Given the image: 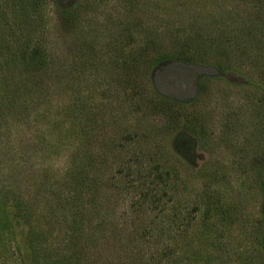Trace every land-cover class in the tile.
I'll return each mask as SVG.
<instances>
[{
    "label": "rangeland",
    "instance_id": "obj_1",
    "mask_svg": "<svg viewBox=\"0 0 264 264\" xmlns=\"http://www.w3.org/2000/svg\"><path fill=\"white\" fill-rule=\"evenodd\" d=\"M42 1L41 25L20 15L16 0H0V83L10 76L0 89V98L4 88L9 95L0 99V181L8 176L22 200L40 195L29 228L41 231L27 237L20 220L24 234L17 230V243L0 264H68L63 242L37 217L45 205L38 187L63 176L69 151L84 139L100 155L106 147V169L110 155L155 153L153 165L139 162L151 173L146 187L165 202L188 206L194 217L176 255L192 248L203 254L201 225L208 229L204 245L220 242L219 263L254 264L264 256V40L240 39L253 15H264V0ZM71 25L72 34L65 28ZM42 26L55 60L50 73H40L39 93L33 87L39 76L23 72L11 54L13 45H36ZM210 35L222 36L220 47ZM66 76L75 79L72 85ZM161 95L175 102L168 117L159 109ZM74 97L80 100L75 133L66 116ZM87 115L94 129L84 138ZM123 137L130 138L123 154L105 146L116 147ZM116 172L113 166L107 173ZM122 200H112L115 218Z\"/></svg>",
    "mask_w": 264,
    "mask_h": 264
},
{
    "label": "trees",
    "instance_id": "obj_2",
    "mask_svg": "<svg viewBox=\"0 0 264 264\" xmlns=\"http://www.w3.org/2000/svg\"><path fill=\"white\" fill-rule=\"evenodd\" d=\"M16 1L17 11L20 12V15L33 22L42 20L41 9H43L44 1ZM27 2L28 9H25L24 4ZM255 14L250 24L241 32L240 39L264 40V15L258 12ZM38 23L42 25V21ZM71 26L65 28L69 29L72 34L73 29L77 28L74 25ZM39 30L36 45L30 48L13 45L11 55L16 59L18 57L23 72L39 76V78L33 77V87L34 90L42 93L39 90V86L42 85L40 73H50L55 59H52L54 53L44 46V42L47 41L44 26ZM261 32L263 35H260ZM218 38L213 35L209 37L210 42L214 43L216 48L220 47L219 42L220 44L223 42L221 35ZM5 41L7 42V40H4V45ZM5 52L7 53L6 50ZM89 53L94 55V49L90 48ZM239 53L243 54L244 49L239 48L237 54L239 55ZM124 67L126 66L123 65ZM55 72L59 73L57 69ZM7 77L1 78L0 89L4 87L2 81ZM67 79V83L70 85L75 80L71 76ZM2 92L3 96L0 99L9 100L5 88ZM77 99L74 97L71 107L66 110L68 112L66 116L70 121L69 130L74 133L77 132L75 131L77 125L74 126L72 121L75 120V111L80 101ZM157 101L160 112L164 113V116L168 117L173 114L171 105L172 107L175 105L174 101H170V98L162 95L157 98ZM46 102L48 104L47 97L44 101L45 106ZM86 112L87 110L84 113ZM50 115L52 114L50 113ZM3 116L0 115L1 122L4 121L5 117ZM85 122L86 125L81 128L84 138L88 135L91 136L94 129L90 115H87ZM126 142H130L129 137H123L116 147H113L112 143L105 144V146L111 152L115 151L113 153L123 154L125 150L128 151ZM35 144H39V140ZM46 146L51 147V144L47 143ZM105 151L106 147L103 149L102 157L100 153L92 151L91 140H82L78 148L73 147L69 151L63 176L47 178L44 180V184L38 187L40 190H43L44 187L45 205L37 217L40 222L43 221L50 225L49 231H55V234L63 242L65 253L69 255L68 264H224L219 263L216 258L220 244L218 240L211 239L208 242L210 253L207 252V245H204L206 244L204 241L208 240L205 234L208 229L204 230L201 225L199 231L200 238H202L199 240V244L203 247V254L199 251L201 249L192 248L191 252L176 255L177 251L187 245L185 243L187 232L193 227L191 222L194 217L191 218L192 211L188 210V206L175 205L170 197V201L165 202L163 200L165 195L158 196L156 188H150L148 185L146 187L145 184L150 181L151 173L141 171L139 162L146 158L153 165L154 152L141 153L139 151L140 154H135L134 151H131L129 157L122 156L119 159L110 155L111 163H108L106 169L105 158L108 157L106 155L109 152L104 154ZM136 164L138 165L136 166ZM113 166L117 172L109 175L107 172L111 171ZM155 168L150 167L153 172H155ZM8 179L7 176L6 180L0 181V257L10 254L13 250L17 243V230H19L20 236L24 234L20 230L22 227L24 228L23 225H20V220L26 221L27 237L35 238L41 232L39 227L29 228L32 225L30 221L35 214L34 205L40 195L36 194L22 200L21 191L14 187ZM114 180L116 181L114 182ZM109 192H114V195H109ZM120 198L123 199V202L127 199V203L124 202L123 209L118 212V215H121L115 218L114 214L117 212L112 206L115 204L112 200L118 201ZM91 218H93L92 221ZM17 224L20 229L16 226ZM222 244L227 246L228 242L225 241ZM254 260V264H264V256Z\"/></svg>",
    "mask_w": 264,
    "mask_h": 264
}]
</instances>
